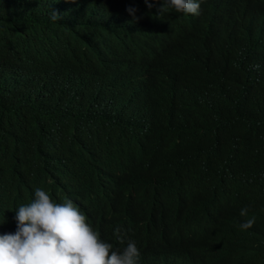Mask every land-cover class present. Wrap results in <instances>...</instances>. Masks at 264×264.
<instances>
[{"label":"trees","instance_id":"16d2710c","mask_svg":"<svg viewBox=\"0 0 264 264\" xmlns=\"http://www.w3.org/2000/svg\"><path fill=\"white\" fill-rule=\"evenodd\" d=\"M132 2L138 19L124 9ZM0 3V233L15 232L13 211L44 188L75 201L106 241L139 217L183 237L139 264H264V0L159 17L144 0ZM58 30L79 39L66 59L47 46ZM86 127L105 160L119 137L146 129L153 155L107 177L75 153Z\"/></svg>","mask_w":264,"mask_h":264},{"label":"clouds","instance_id":"9594fccd","mask_svg":"<svg viewBox=\"0 0 264 264\" xmlns=\"http://www.w3.org/2000/svg\"><path fill=\"white\" fill-rule=\"evenodd\" d=\"M5 1V0H3ZM64 5H76L80 0H59ZM209 0H144L151 9L159 3L156 15L159 17L173 9L177 13L198 16L204 3ZM133 5L139 10L137 2L126 3L124 9ZM1 6V3H0ZM73 11L86 14L77 7ZM134 19L133 8L126 9ZM64 12V10H63ZM64 19L74 17L62 16ZM54 12L52 19H58ZM56 29V27H55ZM49 50L58 59H66L70 53L79 49L76 35L58 30V34L47 43ZM87 54H91L89 50ZM112 60L104 57L97 65ZM75 153L96 163L107 177L127 175L142 167L147 155L152 156L154 142L146 129L119 137L114 151L104 159L101 137H96L91 127L83 128L75 137ZM73 141V144H74ZM249 208L240 209V216L247 217ZM16 221L14 233H0V264H139L141 255H158L183 241V237L168 238L156 227H143L139 217L136 226L126 221L113 225L109 241L101 238L81 207L72 199H52L44 188H36L25 202L13 211ZM255 224V217L244 220L240 228L247 230Z\"/></svg>","mask_w":264,"mask_h":264},{"label":"bare ground","instance_id":"6f19581e","mask_svg":"<svg viewBox=\"0 0 264 264\" xmlns=\"http://www.w3.org/2000/svg\"><path fill=\"white\" fill-rule=\"evenodd\" d=\"M133 8V7H132ZM223 25V24H222ZM239 33V32H238ZM212 57V56H211ZM227 57V56H226ZM210 60V59H209ZM220 60V59H219ZM166 62V61H165ZM232 62V61H231ZM240 68V67H239ZM217 84V83H216ZM222 84V83H221ZM220 88V87H219ZM222 96V95H221ZM226 96V95H225ZM156 130V129H155ZM168 141V140H167ZM169 158V157H168ZM166 162V161H165ZM256 185V184H255ZM206 189V188H205ZM202 194V193H201ZM159 224V223H158ZM206 253V252H205Z\"/></svg>","mask_w":264,"mask_h":264}]
</instances>
